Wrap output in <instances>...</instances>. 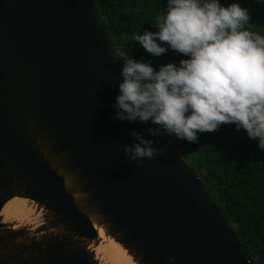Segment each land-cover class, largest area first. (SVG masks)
Instances as JSON below:
<instances>
[{
  "label": "water",
  "instance_id": "95a60500",
  "mask_svg": "<svg viewBox=\"0 0 264 264\" xmlns=\"http://www.w3.org/2000/svg\"><path fill=\"white\" fill-rule=\"evenodd\" d=\"M121 68L92 0H0V264H108L100 231L135 264H257L168 136L112 119ZM133 129L163 155L130 162Z\"/></svg>",
  "mask_w": 264,
  "mask_h": 264
},
{
  "label": "clouds",
  "instance_id": "9594fccd",
  "mask_svg": "<svg viewBox=\"0 0 264 264\" xmlns=\"http://www.w3.org/2000/svg\"><path fill=\"white\" fill-rule=\"evenodd\" d=\"M152 26L133 41L152 57L171 50L184 58L155 67L124 58L112 119L150 123V136L162 131L189 143L231 124L264 151V34L251 30L248 9L237 0H165ZM129 135L134 142L123 152L130 162L163 155L151 139L134 129Z\"/></svg>",
  "mask_w": 264,
  "mask_h": 264
},
{
  "label": "trees",
  "instance_id": "16d2710c",
  "mask_svg": "<svg viewBox=\"0 0 264 264\" xmlns=\"http://www.w3.org/2000/svg\"><path fill=\"white\" fill-rule=\"evenodd\" d=\"M105 36L120 60H151L155 67L184 58L169 50L152 57L132 39V34L152 26L165 0H92ZM227 5L234 0H220ZM247 8L251 30L264 34V5L257 0H237ZM203 185L231 229L257 264H264V151L243 130L222 124L214 132L199 134L195 143L168 137Z\"/></svg>",
  "mask_w": 264,
  "mask_h": 264
},
{
  "label": "bare ground",
  "instance_id": "6f19581e",
  "mask_svg": "<svg viewBox=\"0 0 264 264\" xmlns=\"http://www.w3.org/2000/svg\"><path fill=\"white\" fill-rule=\"evenodd\" d=\"M23 198H14L9 201L2 210V215L7 221H26L34 219V209L28 205ZM103 238L102 243L96 247L98 258L108 264H135L127 252L111 239L105 238L103 231H100Z\"/></svg>",
  "mask_w": 264,
  "mask_h": 264
}]
</instances>
